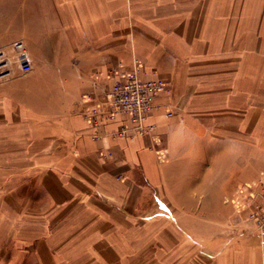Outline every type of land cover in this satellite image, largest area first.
<instances>
[{"label":"crops","instance_id":"crops-1","mask_svg":"<svg viewBox=\"0 0 264 264\" xmlns=\"http://www.w3.org/2000/svg\"><path fill=\"white\" fill-rule=\"evenodd\" d=\"M16 1L52 78L23 109L34 160L0 200V264H264V0ZM136 57L170 84L156 128L95 139L88 109Z\"/></svg>","mask_w":264,"mask_h":264},{"label":"rangeland","instance_id":"rangeland-1","mask_svg":"<svg viewBox=\"0 0 264 264\" xmlns=\"http://www.w3.org/2000/svg\"><path fill=\"white\" fill-rule=\"evenodd\" d=\"M2 1L0 0V200L8 190L14 191L18 181V169L24 168L25 162L34 160V147L32 141L25 136L24 125L32 126L30 109L33 106L36 109L38 98L44 95L46 97L44 90L50 87L52 78L43 72L46 60L37 58L36 53L31 51V45L28 44V49L27 43L22 41L28 40L27 35L31 33H25L27 30L21 24L27 22L25 18L32 24V12L21 13L15 9L16 0H7L8 6L2 4ZM61 2L63 3L62 0H46L42 14H51V9L57 3L62 6ZM39 19H36L37 22ZM136 62L142 71L141 59L136 57L133 64ZM161 76L156 77L163 79L168 87L169 82ZM3 104L10 106L6 108V113ZM26 106L30 108H27L30 118L23 110Z\"/></svg>","mask_w":264,"mask_h":264},{"label":"built area","instance_id":"built-area-1","mask_svg":"<svg viewBox=\"0 0 264 264\" xmlns=\"http://www.w3.org/2000/svg\"><path fill=\"white\" fill-rule=\"evenodd\" d=\"M140 71L141 67L136 62L121 80L116 81L106 91L104 109H88L87 115L95 128V139L101 137L98 128L103 121L116 120L118 117H127L129 122L122 121L113 131V135L129 136L133 133L154 132L155 124L146 121L151 112L160 106L157 100L168 87L161 78L141 77ZM169 114L172 115L171 112ZM249 219L259 231L264 232V193L262 202L257 203L250 211Z\"/></svg>","mask_w":264,"mask_h":264}]
</instances>
